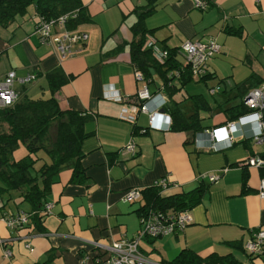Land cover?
I'll list each match as a JSON object with an SVG mask.
<instances>
[{
	"label": "crops",
	"instance_id": "1",
	"mask_svg": "<svg viewBox=\"0 0 264 264\" xmlns=\"http://www.w3.org/2000/svg\"><path fill=\"white\" fill-rule=\"evenodd\" d=\"M82 1L90 21L79 31L88 40L66 59L41 42L29 16L0 28V82L10 72L17 78L34 75L15 90L19 99H43L51 96L48 74L61 69L67 80L55 94L60 108L90 117L84 127L89 137L82 144L86 180L73 182L75 160L62 166L47 197L45 210L50 205V211L38 227H8L5 216L31 210L27 203L18 205V194H11L7 208L0 210V264H95L103 252L96 244L111 246L140 233L143 208L147 210L151 199L143 191L161 180L169 184L163 197L202 185L207 191L190 210L193 222L186 229L141 242L146 257L152 260L153 253L157 262L169 264L188 249L202 258L232 254L241 264H264V253L251 256L246 250L253 232L264 230V198L259 195L263 170L244 167L251 155L264 154L262 147L254 148V120L245 115L237 120L241 126L230 149L205 152L196 148V135L148 129V116L131 110L139 92L147 89L153 97L151 108L162 98L161 111L170 118L168 111L179 108L188 118L199 112L205 130L224 125L222 108L239 105L250 92L241 97L238 87L254 74L264 77V0H198L207 3L204 8L196 0ZM141 20L145 44L153 39L160 48L175 51L181 67L184 61L177 50L186 41L217 42L220 52L209 63L208 74L183 83L171 71L170 91L157 68L145 74L139 70L130 49L141 41L134 31ZM114 96L123 101H113ZM236 98L241 101L233 104ZM203 112L213 123H203ZM129 116L136 121L128 122ZM131 144L135 155L127 150ZM43 160L50 162L47 155ZM131 190H140L141 197L126 202ZM6 249L12 251L9 258Z\"/></svg>",
	"mask_w": 264,
	"mask_h": 264
},
{
	"label": "trees",
	"instance_id": "2",
	"mask_svg": "<svg viewBox=\"0 0 264 264\" xmlns=\"http://www.w3.org/2000/svg\"><path fill=\"white\" fill-rule=\"evenodd\" d=\"M31 8H33L32 11ZM25 16L31 17L35 31L39 23H47L67 16L66 29L71 33H80L79 28L90 21L82 0H0V28H7L18 18ZM142 23L141 20L134 29L135 34L141 36V41L133 43L130 49L132 61L136 67L144 74L145 70L147 71L150 67L157 68L165 80V86L170 91L174 90L168 86L172 78H168L167 73L171 71H181L179 80L183 83L192 81L194 77L186 68V64L184 63L181 67L176 62L175 51H169L171 57L162 65L157 62L150 50L144 49L147 31ZM48 80L51 91L48 99L34 100L27 96L22 99L18 97L13 105L0 107V210L7 208L11 194H18L17 198L20 199L18 205L27 203L31 208L26 213L29 223L22 228L40 226L41 220L46 216L45 207L51 185L62 166L75 160L73 182L83 183L86 180L85 171L81 166L82 144L89 137L84 127L90 117L87 114L64 111L60 108L55 94L67 80L61 69L48 74ZM262 85H264V77L259 78L254 74L238 87L240 96L245 97L249 91ZM222 109V113L227 117L225 124L236 121L250 112L244 106L243 100L237 106ZM168 112L172 119L170 131H182L196 135L206 129L201 124L199 112L189 118L179 108ZM21 145L26 147L28 155L15 160L14 153ZM40 151L46 153L50 162L42 161L39 157ZM41 161L42 164L37 167L38 162ZM262 170L263 178L264 169ZM206 191L207 186L202 185L189 193L163 197L162 191L154 186L152 189L143 191L147 196L151 195L150 204L147 210L143 208V213L152 210L176 215L183 211H190L201 201ZM229 245L234 248L241 247L236 243H229ZM169 264H241V262L232 254L213 253L202 258L186 249Z\"/></svg>",
	"mask_w": 264,
	"mask_h": 264
},
{
	"label": "built area",
	"instance_id": "3",
	"mask_svg": "<svg viewBox=\"0 0 264 264\" xmlns=\"http://www.w3.org/2000/svg\"><path fill=\"white\" fill-rule=\"evenodd\" d=\"M198 7H207L206 2L196 0ZM67 16L60 17L56 20H51L47 23H39L36 27V33L40 37L43 44L54 47L61 54L62 59H66L75 54V46L84 44L88 40L87 34L71 33L66 27L65 23ZM57 30V33L54 32ZM61 30V31H60ZM144 49L150 50L155 59L160 64H165L171 57L168 50L162 49L157 45L153 39H149L144 45ZM220 52V46L215 41L209 43L190 42L186 41L177 53L183 54L186 59V68L190 70L194 78H203L208 74L209 63L215 55ZM183 71V70H182ZM181 71H176L174 77L179 79ZM34 76H28L21 79V85H26L34 80ZM18 80L15 72L7 74L5 79L0 82V107H8L14 104L18 99V94L15 90L16 81ZM168 86H172L170 82ZM212 93L215 90L211 91ZM156 98H159L156 97ZM115 102H122L123 98L114 96L111 98ZM138 102L131 106L134 114H146L149 118V128L155 130H169L171 126V118L161 112L164 109L165 103L160 100V104L152 109L151 103L153 97L147 89L139 92L137 95ZM244 106L249 109L247 118H252L256 126V134L252 141L254 144L263 147L264 149V85L260 88H255L243 100ZM128 122L134 123L136 116H129ZM240 122L233 121L222 126L205 130L196 134L194 143L199 151H213L222 152L230 149L236 141L235 135L240 130ZM128 152L135 155V146L133 144L128 146ZM253 167L259 170L264 169V157L258 154L249 157L244 163V167ZM228 169L224 170V173ZM212 182L215 177L210 178ZM169 184L166 180H161L156 184L161 191L166 190ZM259 195L264 198V178L261 179ZM141 197L140 190H131L125 195L126 202H135ZM50 205H47V212L50 211ZM8 227L11 229L22 228L29 223L27 214L8 215L4 218ZM192 215L190 211H185L179 214H169L160 211L144 212L141 216L142 229L140 233L131 240L124 239L113 243L111 246H101L96 244L95 247L100 248L103 252L96 257L95 264H159L155 263L146 257L140 251V244L145 239H157L160 237L176 235L182 232L187 225L192 223ZM27 248H31L30 243ZM248 254L251 256H260L264 253V230L259 229L253 232L252 239L246 246ZM106 254V255H104ZM6 257L12 256V251L6 249Z\"/></svg>",
	"mask_w": 264,
	"mask_h": 264
},
{
	"label": "rangeland",
	"instance_id": "4",
	"mask_svg": "<svg viewBox=\"0 0 264 264\" xmlns=\"http://www.w3.org/2000/svg\"><path fill=\"white\" fill-rule=\"evenodd\" d=\"M31 11L33 10V8H31L30 9ZM182 57H183V61H184V63H186V59H185V57H184V55L183 54H180ZM25 78H27V76L25 77ZM21 79H24V78H18V80L16 81V85L18 84V86L20 87V85H21V83H20V80ZM224 87V86H223ZM230 90V89H229ZM207 94V93H206ZM210 94V93H209ZM235 95V94H234ZM40 97V96H39ZM48 97L49 96H46V98H43V99H48ZM207 97H209L208 99L211 101H214V99H213V97L212 96H207ZM236 101H241L240 100V98H236V99H234V100H232L231 102L234 104ZM203 114V118H204V120H203V123H205V125L206 124H208V123H213V119L212 118H210L209 117V114H207V113H205V112H203L202 113ZM261 147V146H260ZM256 150H260V148H259V146H256L255 145V147H254ZM28 155V151H27V149H26V147H24V145H21L17 150H16V152L14 153V159L15 160H20V159H22V158H24V157H26ZM39 157L40 158H42V157H46V153L44 152V151H40V153H39ZM41 163L42 162H38V164H37V167H39L40 165H41ZM18 197V196H17ZM154 254L152 253V255H151V259L153 260V262H155V263H159V262H157V260L155 259V258H153L152 256H153ZM160 264V263H159Z\"/></svg>",
	"mask_w": 264,
	"mask_h": 264
},
{
	"label": "bare ground",
	"instance_id": "5",
	"mask_svg": "<svg viewBox=\"0 0 264 264\" xmlns=\"http://www.w3.org/2000/svg\"><path fill=\"white\" fill-rule=\"evenodd\" d=\"M34 76V75H33ZM216 90V89H215ZM216 93V92H215ZM233 147V146H232ZM263 148V147H262ZM251 156H253V155H251ZM262 157H264V156H262ZM248 167V166H247ZM264 178V177H263ZM184 212V211H183ZM186 229V228H185ZM82 260V259H81ZM89 260V259H88ZM88 261H86V263H87Z\"/></svg>",
	"mask_w": 264,
	"mask_h": 264
},
{
	"label": "water",
	"instance_id": "6",
	"mask_svg": "<svg viewBox=\"0 0 264 264\" xmlns=\"http://www.w3.org/2000/svg\"><path fill=\"white\" fill-rule=\"evenodd\" d=\"M162 113H164L163 111H161Z\"/></svg>",
	"mask_w": 264,
	"mask_h": 264
}]
</instances>
